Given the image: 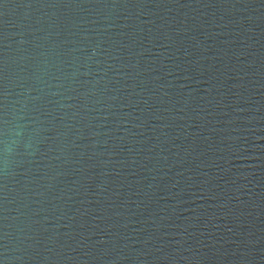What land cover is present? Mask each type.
<instances>
[{"label":"water","instance_id":"1","mask_svg":"<svg viewBox=\"0 0 264 264\" xmlns=\"http://www.w3.org/2000/svg\"><path fill=\"white\" fill-rule=\"evenodd\" d=\"M5 121L2 264H264V0H0Z\"/></svg>","mask_w":264,"mask_h":264},{"label":"clouds","instance_id":"2","mask_svg":"<svg viewBox=\"0 0 264 264\" xmlns=\"http://www.w3.org/2000/svg\"><path fill=\"white\" fill-rule=\"evenodd\" d=\"M22 126L5 121L3 127L0 128V155L3 156L4 167L7 168L10 160L9 157L15 154L17 147L21 143ZM28 147L27 144L24 145Z\"/></svg>","mask_w":264,"mask_h":264},{"label":"snow or ice","instance_id":"3","mask_svg":"<svg viewBox=\"0 0 264 264\" xmlns=\"http://www.w3.org/2000/svg\"><path fill=\"white\" fill-rule=\"evenodd\" d=\"M0 264H2V262H0Z\"/></svg>","mask_w":264,"mask_h":264}]
</instances>
